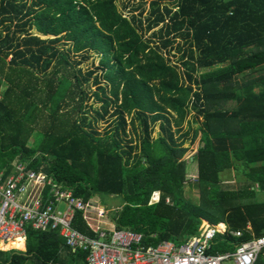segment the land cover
Here are the masks:
<instances>
[{"label": "trees", "instance_id": "obj_1", "mask_svg": "<svg viewBox=\"0 0 264 264\" xmlns=\"http://www.w3.org/2000/svg\"><path fill=\"white\" fill-rule=\"evenodd\" d=\"M116 1L0 0V171L28 162L83 200L119 196L115 227L141 232L145 244H179L201 218L229 230L251 224L241 237L222 235L214 250L264 234L256 197L264 192V0H177L174 8L153 0L145 16L140 4L126 16ZM92 53L99 71L82 73L76 65ZM89 96L98 107L86 105ZM190 110L201 122L187 154L192 128L178 142L170 124L180 132ZM106 114L114 118L101 133L95 124ZM237 166L246 179L223 187L220 174ZM193 175L198 202L183 191ZM153 191L159 199L149 203ZM73 223L88 232L81 212ZM64 248L56 231L28 228L25 251L0 250V264H63Z\"/></svg>", "mask_w": 264, "mask_h": 264}, {"label": "built area", "instance_id": "obj_2", "mask_svg": "<svg viewBox=\"0 0 264 264\" xmlns=\"http://www.w3.org/2000/svg\"><path fill=\"white\" fill-rule=\"evenodd\" d=\"M157 199L153 192L151 201ZM77 212L88 232L75 227ZM106 213L98 200L76 197L70 187L28 162H15L7 175L0 171V244L22 240L25 245L31 228L57 231L67 247L85 252L86 264H253L264 254V234L252 232L249 239L233 242L231 249L214 250L225 242L222 235L241 237L251 231L250 223L243 230H229L225 223L202 220L197 233L179 244L169 240L145 244L141 232L116 228Z\"/></svg>", "mask_w": 264, "mask_h": 264}, {"label": "rangeland", "instance_id": "obj_3", "mask_svg": "<svg viewBox=\"0 0 264 264\" xmlns=\"http://www.w3.org/2000/svg\"><path fill=\"white\" fill-rule=\"evenodd\" d=\"M153 1V0H117L116 1V5H117V8L119 11H122L123 14H125L126 16H129L127 15L128 12H130L131 8L135 5H138L140 4L141 7L139 8L142 9L143 11V16L147 15L149 10H150V2ZM159 1L160 5H168V6H171L172 8L175 7L176 3H177V0H157ZM139 11L138 10H135L134 13H138ZM159 28V25L158 26H155L153 27L152 29L148 30V31H145V35L149 36L150 33L152 31H156L157 29ZM45 37V36H44ZM173 39H174V43L173 45H181L182 44V41L183 39L176 35V37L173 36ZM170 55H171V61H174L176 62V64L178 65V69L180 70L182 68V66L179 65V62H177V58L179 57V53L173 48L171 49L170 51ZM71 58L73 59H81V57L79 55H71ZM97 63H98V59L95 57L94 53L90 54L88 56V58L82 60L79 64L76 65V67H80L81 70H82V73L83 72H86L87 70H90V69H93L94 74L96 72H98L99 70L97 69ZM93 74V75H94ZM91 79L89 78L84 86H86L87 84L89 85ZM94 89V86L92 85L90 87V90H88L90 93L91 90ZM256 90V89H255ZM93 102V103H92ZM93 105V107H98L99 106V102H95L93 101L92 97L89 96L87 101H86V105L88 104H91ZM88 107V106H86ZM91 107V108H93ZM91 113H92V110H91ZM90 113V114H91ZM114 118V116H111V115H104V118L103 119H100L96 124H95V128L99 131V132H103L104 129H107L109 127H111L112 125V119ZM201 117L200 116H195V113L193 110H190L187 115H186V118L185 120H183L182 122V125H181V129H180V132L178 131H175L176 129V126L173 125V123L171 122L170 124V128L172 131H174V136L175 138L177 139V141H181L179 135H181V133L183 131H185L188 127L192 128L188 135L184 137V140H183V146L184 147H187L188 149V153L187 154H190L192 150V147H194L197 143V138H195L194 141H192V136H193V128H195L197 126V124H199L201 122ZM189 125V126H188ZM151 127H152V132H151V135L152 136H156L157 134V122L155 124H151ZM127 131H128V134L126 137H124V139L126 141H129L130 140V137L133 138L132 136V132L130 130V127L129 125H127ZM132 140V139H131ZM133 143V142H132ZM220 179H221V185L225 188H238L240 183L243 182V180L246 179V176L243 174V171L240 169V167H236V168H231V169H227L225 170L224 172H222L220 174ZM183 191H184V195L185 197L192 201V202H198L199 201V191H198V184H197V181H196V177L193 175L192 178L185 182L184 185H183ZM257 199H264V192H257ZM89 199L91 200H96L95 197H90ZM103 201H104V204H105V208H106V211H107V215L111 217H114L116 215V213L118 212V210L120 209L121 205H122V201L120 199L119 196L117 195H108V196H104L103 197ZM59 208H63V204L61 203ZM22 242V240H11V241H8L7 244H0V247L1 249L3 250H6V248H11L12 246L18 244ZM24 245V244H23ZM24 248V246H23ZM67 264H73L72 261L68 260L67 259ZM75 264H86L84 263L81 259L80 260H76L74 262Z\"/></svg>", "mask_w": 264, "mask_h": 264}, {"label": "crops", "instance_id": "obj_4", "mask_svg": "<svg viewBox=\"0 0 264 264\" xmlns=\"http://www.w3.org/2000/svg\"><path fill=\"white\" fill-rule=\"evenodd\" d=\"M153 192H155V191H153ZM152 192V193H153ZM152 195V194H151ZM101 204V203H100ZM103 206H105L104 204H102ZM110 217V216H109ZM110 219H112V221L114 222V218L113 217H111ZM82 220V219H81ZM202 220H206V221H209V220H207V219H205V218H201V220L200 221H202ZM209 222H211V221H209ZM218 222H222V223H225L226 224V222H223V221H218ZM214 223H216V222H214ZM247 223H249V222H247ZM251 225V224H250ZM56 233H57V235L63 240V238H62V236L61 235H59L58 234V232L56 231ZM63 242H64V240H63ZM64 245H65V243H64ZM66 246V245H65ZM67 247V246H66ZM0 250H3V249H0ZM3 251H9V250H3ZM25 251V245H24V248L21 250V251H18V252H24ZM71 251L72 252H74L75 250H73V249H71V248H69V247H67V248H64V249H62V251L60 252V256H61V260L62 261H64L63 262V264H67V259L68 260H70V261H72V263L73 264H75L74 262L76 261V260H80V258L77 256V255H72L71 254ZM84 263H85V259H81ZM32 264H34V263H32ZM59 264V263H58Z\"/></svg>", "mask_w": 264, "mask_h": 264}, {"label": "clouds", "instance_id": "obj_5", "mask_svg": "<svg viewBox=\"0 0 264 264\" xmlns=\"http://www.w3.org/2000/svg\"><path fill=\"white\" fill-rule=\"evenodd\" d=\"M155 192H157L158 193V191H155ZM158 199H159V193H158ZM157 199V200H158ZM152 202H155V201H151V196H150V200H149V203H152ZM212 223H214V222H212ZM217 223V222H216ZM10 251V250H9ZM15 251V250H14Z\"/></svg>", "mask_w": 264, "mask_h": 264}, {"label": "bare ground", "instance_id": "obj_6", "mask_svg": "<svg viewBox=\"0 0 264 264\" xmlns=\"http://www.w3.org/2000/svg\"><path fill=\"white\" fill-rule=\"evenodd\" d=\"M8 241H11V240H8ZM8 241L6 242V243H2V244H7L8 243ZM11 249V248H10ZM6 250H9L8 248H6Z\"/></svg>", "mask_w": 264, "mask_h": 264}]
</instances>
